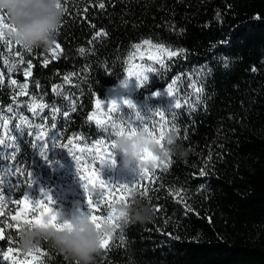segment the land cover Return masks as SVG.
Wrapping results in <instances>:
<instances>
[{"label": "trees", "instance_id": "1", "mask_svg": "<svg viewBox=\"0 0 264 264\" xmlns=\"http://www.w3.org/2000/svg\"><path fill=\"white\" fill-rule=\"evenodd\" d=\"M62 7L67 12L54 54V46L28 52L0 41V174L6 193L0 223H17L11 220L19 211L12 200L23 199L25 189L30 190L29 172L35 180L31 194L38 199V187L49 190L54 211L68 213L75 203L81 211H91L79 179L85 164L78 173L74 155L87 149L85 155L91 157L103 142L105 155H114V165L98 168L95 156L87 168H96L102 179L113 183L110 187L119 183L129 191L126 199L106 201L100 206L103 213L97 208L93 214L148 206L152 219L127 226L113 221L120 227L113 229L95 264H264V0H62ZM145 39L184 54L165 58V68L146 62L153 71L130 98L143 113L165 110L171 101L178 131L172 130L166 114L169 123L164 129L156 123L154 135L159 138L161 130L175 133L187 155L169 156L167 169L146 162L148 178L141 180L140 171L123 169L114 154L116 136L109 137L88 117L95 116L96 100L103 101L124 76L133 45ZM174 80L178 83L169 97ZM194 84L203 89L199 96ZM157 91L165 95L153 96ZM41 103L44 108L37 107ZM101 114L109 115L104 111L95 117ZM53 131L59 137L55 147L48 141ZM69 140L72 153L62 147ZM45 141L47 156L42 157L40 147L32 145ZM161 144L165 147L164 139ZM16 166L23 169L19 191L12 190ZM19 230L5 227L0 233V249L11 248L10 258L68 264L46 243L39 247L41 254L21 252ZM0 264L11 261L0 253Z\"/></svg>", "mask_w": 264, "mask_h": 264}, {"label": "snow or ice", "instance_id": "2", "mask_svg": "<svg viewBox=\"0 0 264 264\" xmlns=\"http://www.w3.org/2000/svg\"><path fill=\"white\" fill-rule=\"evenodd\" d=\"M104 5L101 4L100 7H103ZM57 7H62V0H60V3L57 4ZM63 8V7H62ZM86 11V10H85ZM63 12H67L66 8H63ZM94 27V26H93ZM4 30H12L11 26L7 22V18L5 14L0 13V41H3L4 43L11 46L13 43L10 39H6L4 36ZM97 35H100V33H97ZM226 43V41L224 42ZM17 45V44H15ZM19 46V45H18ZM55 48H59L60 45L55 42L53 45ZM22 49L31 52L32 49H25L22 47ZM134 55L133 59L139 58L140 61H143L144 63H140L139 65L135 66V71L130 72V76H134L135 84L136 86L142 87L143 84L149 80L148 73L153 71V67L151 65L146 66V62H152L153 64L159 65L161 68H165V58L171 59L172 57H177L179 55L184 54V50H171L167 46L163 44L153 43L152 41L145 39L141 43H136L133 45ZM84 50L81 49V52ZM17 55L21 57V62L23 61V56L21 53L17 52ZM47 60L44 61L45 65L47 64ZM7 63V61H6ZM32 67L31 62L28 63V68L30 69ZM227 67V65H225ZM12 68H9V71H11ZM255 71V69H253ZM28 75V71H25V76ZM179 79V78H178ZM129 78L121 79V87L126 88L129 85ZM12 84H15L16 81L13 80L11 82ZM178 83V80H174L172 84L168 86L169 90L167 92V95L169 97L172 96V89L173 85H176ZM198 83V82H196ZM22 87H26L22 86ZM195 87V84H194ZM195 91L197 95L202 93L203 89L202 87H195ZM153 96H160L165 95V93H161L159 91L152 93ZM96 111L97 113H101L102 105L101 100H96ZM127 107V110L132 111H125L123 106ZM37 107L44 108V104H38ZM108 116L104 117L102 114L99 116V118H96L93 115H89L88 120L92 121L95 119V123L98 127H101L104 132L109 134V137L112 135L118 136V135H134L135 132L140 129L141 125H149V121H153L149 126L143 127L144 132L147 134V136L158 145H161V141L164 137V131L161 130L159 134V138H157L156 135H154L156 131L155 124L159 123V126L161 129H164L166 125L169 123V121L165 120L166 114L171 116L172 122H173V131H178V129L175 126V118L176 113L172 110L171 101H169L168 107L165 110L158 109L155 112L153 110H149L147 113H143L140 110H138L137 106L133 103L131 99H128L126 97H121L119 100L113 98L110 99V101L106 105ZM181 107V104L179 102L176 103L175 108L179 109ZM9 111H11V108H9ZM115 114V115H113ZM156 117H159V121H156ZM21 119H23L21 117ZM163 122V123H160ZM8 121L4 120V126L7 127ZM19 127V125H17ZM53 129L55 128V124L52 125ZM29 135H32V133H29ZM44 133L41 131V133L36 137L37 141L39 142L41 138L43 137ZM59 139V137L56 135V133L53 131L49 133L48 135V141H51L52 146H56V141ZM48 141H45L43 144L35 143L32 145L33 148L40 147V155L42 157L47 156V149L48 147ZM4 142L0 141V145H2ZM72 145V141L69 140L68 145H62V147H67L68 151L70 153L73 152V148L70 147ZM113 148V144L111 145ZM19 147L16 148V155L19 154ZM89 150L87 149H81L79 155H74V159L76 161V167L77 172L80 173L81 170V164H85V168L83 169V174L79 175V179L81 182V187L84 190V193L88 194V208L91 209V211H81V214H86L88 219L93 222L96 227L99 229L102 224H111L113 226V229L119 228V224L113 223V221L120 220V215L122 214H116L114 211H108L107 215H96L93 214V212L100 208L101 213H103L104 209L101 208V205H104L107 201L108 204H111L116 198H121L122 200L126 199V194L128 193L129 189L126 188L123 184L115 183V187H110L113 185V183L107 182L104 179L101 178L100 173L96 170V168L89 169L87 168V164L92 162L94 163V157H99V166L104 165L105 163L114 165V155L108 154L105 155V148L103 147V142H101V147L99 148V151H93L92 156L89 157L85 155ZM84 156L85 159L82 161L81 157ZM141 160L145 161L147 163L151 164L152 168H156L158 164L163 165L165 169L171 164V160L158 162L156 161L155 157L151 156L150 153H148L146 150L142 152L141 154ZM10 168V166H5ZM14 171L17 173V183L13 185L12 190L19 191L21 188L24 187V185L19 180V174L23 172V169L19 166H16ZM2 172V170H0ZM203 170L201 171V175H203ZM28 176L31 177V183L29 185V189L31 190L35 184V180L33 178V175L31 172L28 173ZM140 178L141 180L148 178V172L146 167L140 171ZM4 176L0 174V216H3L4 208L6 207V193L3 191V183ZM149 182H152L151 179H149ZM28 189H25L23 199H13L12 203L16 204L19 208V211L11 216V220L17 221L15 225L11 223H0V233H3L4 228H13L20 229L23 225L28 226H34V225H43V218L45 216L49 217L51 220V226L55 227L57 230H63L67 225L65 224H57V213L59 211H54L52 205L55 204V201L53 200V197L51 196L50 192L48 190H45L43 188L40 189V193L42 194V198L38 200L35 196L31 194V191ZM143 191L146 193L148 189L145 187ZM46 197V199H43ZM158 210V209H157ZM15 211V210H14ZM119 235L121 236V239L124 237L123 229H120ZM2 238V237H0ZM11 239V237H9ZM101 249L106 250L107 246L109 244V236H102L101 237ZM11 251V248L8 249V252ZM8 252H4L3 249H0V253L3 255V259L5 261H11V264H20L19 259H12L8 256ZM29 255L33 254H41V249L37 248L35 251L28 252ZM18 255V254H17ZM33 264H40L39 261H33Z\"/></svg>", "mask_w": 264, "mask_h": 264}, {"label": "clouds", "instance_id": "3", "mask_svg": "<svg viewBox=\"0 0 264 264\" xmlns=\"http://www.w3.org/2000/svg\"><path fill=\"white\" fill-rule=\"evenodd\" d=\"M60 0H0V13L5 14L12 30H4V36L25 49H48L56 42L57 30L63 17V8L57 7ZM165 147L154 143L144 132L138 129L134 135H118L112 141L114 154L120 156L123 169L143 170L147 164L141 160L143 151H147L156 161L163 162L169 156L183 159L187 151L177 143L175 133H164ZM134 196V193H133ZM120 221L124 226L146 223L152 219V209L148 206L118 209ZM63 230L51 226V220L45 216L43 225L21 226L17 245L21 252L35 251L46 243L60 254L68 264H95V258L101 254V237L110 236L111 224H102L98 229L87 215L81 214L79 203H75L68 213H57V224H65Z\"/></svg>", "mask_w": 264, "mask_h": 264}, {"label": "rangeland", "instance_id": "4", "mask_svg": "<svg viewBox=\"0 0 264 264\" xmlns=\"http://www.w3.org/2000/svg\"><path fill=\"white\" fill-rule=\"evenodd\" d=\"M56 50H57V48H54V50H52L51 53L54 54ZM140 63H144V62L140 61L138 57L136 59H133V57L131 58V60L129 62V66H128L124 76L122 77V79H125V78H129L130 79L129 85L126 88H122L121 87V80H120V82L117 85H115L112 88L108 89L106 91V93H105L104 100L101 101V105H102L101 113L104 112V111H107L106 105L110 101V99L115 98V99L119 100L121 97H126L128 99H131L130 97L134 93V91H135L137 86H136L135 81H134L135 77L134 76H130L129 73L130 72H134L135 71V66L139 65ZM94 108H95L94 114L97 117L98 114H100V113H97L96 105H95ZM40 189H41V187H38V192H39L38 200H40L42 198V194L40 193ZM43 199H46V197H44Z\"/></svg>", "mask_w": 264, "mask_h": 264}, {"label": "water", "instance_id": "5", "mask_svg": "<svg viewBox=\"0 0 264 264\" xmlns=\"http://www.w3.org/2000/svg\"><path fill=\"white\" fill-rule=\"evenodd\" d=\"M20 264H30V263H28V262H25V263H20Z\"/></svg>", "mask_w": 264, "mask_h": 264}]
</instances>
